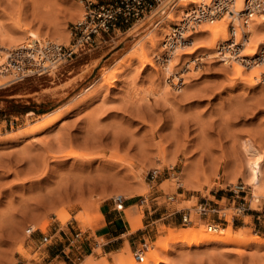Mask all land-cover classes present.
Returning <instances> with one entry per match:
<instances>
[{
    "label": "rangeland",
    "instance_id": "obj_1",
    "mask_svg": "<svg viewBox=\"0 0 264 264\" xmlns=\"http://www.w3.org/2000/svg\"><path fill=\"white\" fill-rule=\"evenodd\" d=\"M103 1L0 0V34L7 42L17 35L29 39L27 34L35 32L38 38L68 45L72 23L83 17L90 3ZM166 1L143 19L100 32L91 47L48 70L29 72L9 83L11 75L4 73L0 264H114L113 254L127 247L124 264L131 259L142 263L134 251L140 249L145 258L165 237L167 227L179 231L208 225L233 232L241 229L244 236L257 235L260 240L248 245L176 241L148 264H264V189L255 200L247 184L243 152L249 140L264 152V79L260 73L253 77L257 83L251 84L236 77L230 65L224 66L222 55L207 54L208 47L202 46L205 42L197 33H191L190 44L165 47L162 40L177 20L161 31L158 47H147L154 38L148 41L142 34L163 19ZM4 45L0 55L8 50ZM142 49L152 64L140 61ZM168 58L174 72L182 74L179 88L165 83L169 75L163 65ZM190 62L192 69L187 67ZM251 68H244V76ZM108 75H114L110 83L105 81ZM56 109L65 114L52 126L25 131L26 124ZM88 131L103 137L85 144ZM60 148L90 161L61 157ZM261 170L264 173V163ZM91 176L101 177L94 178L100 184H94ZM76 178L87 183L82 185ZM235 184L244 185V191H233ZM118 194L125 197L126 206L119 210L124 223L129 217L135 230H141L130 245L124 234L119 249L108 252L105 242L111 235L104 227L103 209L107 204L118 211L114 204ZM201 201L216 210L199 212ZM79 214L89 217V225L77 218ZM183 214L191 221H183ZM123 229L130 231L126 225ZM44 235L49 236L47 241Z\"/></svg>",
    "mask_w": 264,
    "mask_h": 264
},
{
    "label": "bare ground",
    "instance_id": "obj_2",
    "mask_svg": "<svg viewBox=\"0 0 264 264\" xmlns=\"http://www.w3.org/2000/svg\"><path fill=\"white\" fill-rule=\"evenodd\" d=\"M195 1H198V0H186L185 2L180 1V3H179V1H177L175 4L170 5L167 8H165L166 10H165L163 19H161L160 21H159V19H157L156 21L154 20L156 22V24L151 25L149 27V29L146 31V33L144 32L142 34L143 37L141 35V37L144 38L145 40L146 39L148 40L150 38L151 39L154 38V39H152L151 43H148L146 46L148 47V45H149V47H153V48L159 46V44L161 43V37H160L161 34L160 33H161L162 30L168 29V28H166V26H168V23L170 21H176L177 20L176 23L178 22L181 25V27H182V22H181L182 15H184L183 14L184 11L189 8L188 6H190V4L192 2H195ZM241 2H242V0H237L238 7L241 6ZM228 19H229V16L226 14L224 17H222L220 19L218 18V19H214L212 21H204V22H202L201 24L197 25L195 27V29L192 30V32L185 29V30L182 31V33L183 34L185 33L184 35H189L190 38H191V40H192L191 33H197V37L203 39V41L205 42V44H202V46H205L206 48L208 47V50L209 51L208 52L206 51L208 55H213V56H214V54L222 55V60H223L224 66L227 67V65H230L231 68H232V70H233V72H234V75L236 77H241L242 79H245V80L249 81L251 84H256L257 83V81H256L257 79L255 80L253 77L255 76V77L258 78V76H259L260 73L262 75H264V54H261V52H264V22H262L261 18L258 17V16H255V17H253L251 19H248L247 22H246V25L242 24V21L240 19H238V18L237 19H233L234 20V23H237V24H239V26H241L240 28H242V29L244 28L245 30L250 31L249 38L245 42V47H247L248 50L245 51V52H243V50L245 49V47H244L242 49V51H241V53L243 52L242 54L240 53L239 55H233V52H232L233 47H229L227 45H221V43H224V42L226 43V40L229 37L228 36V22H227V21H229ZM158 21L160 22V24H159ZM183 27H185V26L183 25ZM22 28H23V26H22ZM171 30H174V29L171 28ZM5 33H8V32H5ZM34 33L35 32H29V34H27V37L28 36H31V38H29V39H24L23 35L20 36V37H18V35H17V38H13V39L11 38V39H9V41H7L8 43L6 42V40H8V39H6L5 37H3V34L1 33L2 36L0 34V37H1L2 42L0 41L1 42L0 43V46L4 45V43L6 42L7 44L4 45V47L8 49V48H11L9 46L14 45L19 40H22V41L24 40V41H23V43L15 46L16 48L17 47H22V48H29V47H56V45L61 44L57 40L55 41V40L46 39V38H38V37H36L38 35L36 34V36H35ZM7 35H5V36H7ZM32 35H34L35 37H32ZM167 35L169 37H167ZM171 35H172V31H169L168 33L165 34L164 39L162 40V44L164 46L167 43V41L165 42V40L170 39L171 38ZM238 36H237V38H238ZM63 37H64V35H63ZM166 37H167V39H166ZM34 40L36 41L35 42L36 44H34V42H33ZM179 40L180 39L178 38L177 41H179ZM191 40L188 41L187 43L191 42ZM140 41H138V42H140ZM148 41H150V40H148ZM174 43H175L174 41L171 43V45H172L171 47L173 49H175V47H179L180 45H182L181 43L179 44L178 42H177V44H174ZM182 43H186V42H182ZM137 44H139V43H137ZM146 46H143V47H146ZM139 47H142V45H139ZM165 47H167V46H165ZM171 47L168 46V48H171ZM8 50H10V49H8ZM8 50H6L4 52L2 51L4 55H0V65L3 63L2 61L4 60L5 56L8 55ZM141 53L143 54V56H142V58H140V61L141 62H147V63L152 64L151 60L148 59V57H146L147 55L144 56L146 52L143 51V49L141 50ZM33 55H34V57H37L38 54L35 52ZM169 55H171V54H169ZM237 58H239L238 60L241 61V62H238ZM172 59H174V58H172ZM164 60H166V61L168 60L169 61V62L168 61L165 62L164 65H163V66H165V70H164L166 72L165 74H168L169 75L168 76L169 81L168 82L167 81L165 82L166 85H171L172 84L174 86V88H179L180 87V77H181L182 74H178L177 72H174V70L172 69V67L170 65L171 64L170 58L164 59ZM192 62L194 63V61H192ZM190 63H189L190 66L188 65L187 67H189L190 69H192L193 66L191 67V65L193 63H191V64ZM235 63H237V64H235ZM251 66H252L251 72H249V74H247L248 76H244V68L245 67H251ZM195 67H197V66L195 65ZM7 72H8L7 70H5V69L4 70H1V68H0V73L2 75H4V73H7ZM2 75L0 77V85H2L3 83L6 82V80L4 81L5 75L4 76H2ZM9 76L10 75H8V77ZM2 77L4 79H2ZM6 78H7V76H6ZM113 78H114V75H108V76H106L105 77L106 83L107 82L110 83V81H112ZM10 80H11V78L10 79L8 78L7 82L10 81ZM135 93H136V96H137V94L139 93V91L138 92H135ZM73 107L74 106L70 107L67 110L70 111ZM68 111H66V112H68ZM64 114H65L64 111H60V110L56 109L53 112H51L50 114H48L47 116L42 117L40 120L33 121V122H30V123L26 124V127H24L25 128V131L26 132H29V133H35V132L43 131L44 129H47L48 127L52 126ZM106 135H108V134H106ZM101 136L103 137V135H101V133H99V132L88 131L87 132V138H88V140L87 139L86 140L84 139L85 141H83V143L86 142L85 144H88L87 142H92L91 140H95V139L101 138ZM113 137H111V138L113 139ZM59 140L60 139H58V141L57 140L56 141L59 142ZM116 140L117 139H115L114 143L115 142H118ZM98 141H100V140H98ZM110 141L113 142V140H110ZM100 142H102V141H100ZM242 145H243V143H242ZM255 145L256 144H253V142H251L250 140L248 142L247 141L244 142V151L243 152H245L244 155L245 154L247 155V158H246L247 161L245 160L246 161L245 163H247V164L246 165L244 164V166H246V173H245V175H246V180L248 182L247 184H250L252 186V188H253V196H254V199L255 200H259L260 191L262 189H264V173H262V170H261V165H262V163H264V154H262L264 152H262L261 150H259ZM115 146H117V145H115ZM62 151H63L62 148H60L59 149V153H61V154H59V156H61V157H74L76 159L78 157H81V160L84 163L90 161V160H88L89 157H88V159L85 157L86 159L84 158V160H87V161H84L83 158H82V156H85V155L82 154V156H81V154H79L78 152H76L74 150H68L66 152H62ZM55 152L57 153L58 151L55 150ZM86 154L89 155L91 153L88 152ZM92 156H94V155H92ZM92 156H90V158ZM116 159H117V157H116ZM39 162H41V161H39ZM41 166H42V163H41ZM37 167H38V165H37ZM37 167H35V168H37ZM83 167H84V165H83ZM33 170L34 169H32V171ZM97 173H99V172H97ZM97 175H99V174H97ZM76 176H79V175H76ZM83 176H85V175H83ZM108 176H110V175H108ZM108 176H106V177H108ZM63 177H66V176H63ZM95 177L97 178L98 176H95ZM72 178H75V177L73 176ZM98 178H101V177H98ZM178 178H180V177L178 176ZM63 179L65 180V178H63ZM89 179L90 178H88L87 181ZM80 180H82V179L81 178L77 179V182L82 183L83 181H80ZM70 181H69V184H70ZM85 181H86V179H85ZM87 181H86V183H87ZM89 181L92 182L91 180H89ZM84 182L82 183V185L85 184ZM97 182L95 180L94 184L95 183L97 184ZM61 183H59V184H61ZM76 183H74V185ZM180 183L183 184L182 181H180ZM89 184H92V183H89ZM98 184H100V183L98 182ZM86 185H88V184H86ZM77 186H79V185H77ZM77 186H76V188H77ZM54 187H56V186H54ZM81 187L82 186H80L78 188H81ZM89 187H91V186H89ZM63 189L66 190L65 188H63ZM93 189H95V188H93ZM72 190L73 189H71V191ZM67 193H68V191H67ZM132 194H136V193H132ZM59 198H61V197H59ZM128 208H126V210ZM77 218L82 219L84 225H89V217H86L85 219H83L82 218V215L79 214V216L77 215ZM125 225H126V227L130 231H134L135 230V228L131 224V219L129 217L126 218ZM204 227H202V228H204ZM202 228L190 227L188 229H183V230L177 231V230H175V229H173L171 227H169V228L167 227V233L164 234L165 237L158 239L154 243L156 249L148 252L145 255V258L142 256V260H143L142 263L136 262L133 259H131V260H129L127 262V264H148L151 260L157 258L159 251H165L166 249H168V247H170L169 246L170 243L176 242V241L183 242L186 245H190L193 242H195V243H199V242H211V243H217V244L218 243H221V244L222 243H237V244H240V245H248V244H250L252 242H256V241L260 240V237L257 236V235H254V236H244L243 235V232L240 231L241 229L240 230H237V231L234 230L235 232L231 231V229H226V227L225 228H220L221 230H217V228L214 225H208L206 227V229H202ZM128 251H129V248L127 247V249H124V250L115 252V254H113V256H112L113 257V260H114V264H122V263L124 264L125 255H126L125 253H127ZM142 260H138V261H142ZM97 264H110V263L107 262V261H101V262H99Z\"/></svg>",
    "mask_w": 264,
    "mask_h": 264
},
{
    "label": "built area",
    "instance_id": "obj_3",
    "mask_svg": "<svg viewBox=\"0 0 264 264\" xmlns=\"http://www.w3.org/2000/svg\"><path fill=\"white\" fill-rule=\"evenodd\" d=\"M163 1L106 0L100 3H90L83 17L70 26L72 39L68 45L58 44L56 47H15L8 50V55L5 56L0 68L1 70L5 69L8 71L7 73L11 75V82L23 79L29 72L48 70L78 51L91 47L95 42V35L100 32H108L111 29H119L124 23L143 19L157 11ZM177 1L180 0H167L164 6L173 5ZM188 7L184 11V15H182V27L178 22L175 23L172 27L174 30H171V38L165 40V42L167 41L165 46L171 47L173 41L175 42L174 44H177V42L182 45L188 44L190 36L184 35L185 33H182L183 30L186 29L192 32L202 22L220 19L227 14L229 16V37L226 43H221V45L233 47V55H239L245 47V42L249 38L250 31L240 28L241 26L234 23L233 19L238 18L242 21V24L246 25L248 19L258 16L264 22V0H242L239 7L237 0H198L192 2ZM167 37L169 36L167 35ZM178 38L180 39L179 41H177ZM33 42L36 44L35 40ZM35 52L38 54L37 57L33 55ZM261 54H264V52H261ZM262 79H264V75H262ZM231 189L235 192L244 191V185L235 184ZM114 204L118 211L121 210L125 205V197L122 194L116 195L114 197ZM197 209L201 213L216 210L207 201H201ZM183 221L190 222L189 215L183 214ZM78 235L79 233H76V236ZM48 239L49 236H43L44 241ZM133 254L135 259L142 260V251L140 249L135 250Z\"/></svg>",
    "mask_w": 264,
    "mask_h": 264
},
{
    "label": "crops",
    "instance_id": "obj_4",
    "mask_svg": "<svg viewBox=\"0 0 264 264\" xmlns=\"http://www.w3.org/2000/svg\"><path fill=\"white\" fill-rule=\"evenodd\" d=\"M130 205V204H129ZM103 221H104V227H106L107 230H109V235H111L110 238H107L105 245L106 250L108 252L116 251L119 249L118 242L121 236L124 234H127V240L130 245L131 241L130 239L137 235L139 233L140 228H137L136 230L130 232L127 229H123L125 227V223L123 220V216L120 211H114V207L105 205L103 209ZM93 224V223H92ZM122 228V229H121ZM108 232H104L102 235H106ZM144 235V234H142ZM58 256L57 253L53 254L52 259H56Z\"/></svg>",
    "mask_w": 264,
    "mask_h": 264
}]
</instances>
